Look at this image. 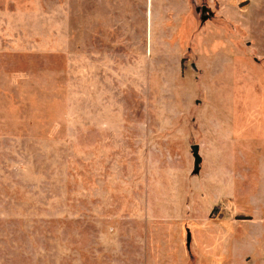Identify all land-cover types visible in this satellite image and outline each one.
<instances>
[{
    "label": "rangeland",
    "instance_id": "rangeland-1",
    "mask_svg": "<svg viewBox=\"0 0 264 264\" xmlns=\"http://www.w3.org/2000/svg\"><path fill=\"white\" fill-rule=\"evenodd\" d=\"M157 2L0 0V264L262 263L264 0Z\"/></svg>",
    "mask_w": 264,
    "mask_h": 264
},
{
    "label": "crops",
    "instance_id": "crops-1",
    "mask_svg": "<svg viewBox=\"0 0 264 264\" xmlns=\"http://www.w3.org/2000/svg\"><path fill=\"white\" fill-rule=\"evenodd\" d=\"M154 1L155 0H151V4L153 6H154ZM207 3L208 0H158L157 2V4L166 7V10L163 12L167 13L166 14L167 18L169 17L170 13L172 14L175 13L177 16L180 15L181 20L183 16L189 15L192 11H199L203 9V12H205L206 9L208 8ZM148 11H150V0H147V12ZM261 145H263V143H261ZM263 148H260L259 155L257 156V165H258L260 178L255 182L256 200L259 204H264V149ZM199 151H200V147H199ZM221 183H227V181H221ZM258 213H259V217H255V216L253 217L258 221H264V208L263 207L259 208ZM245 218L251 219L250 216H247ZM262 244L263 243H260V246H257L259 248L257 249L258 251L264 250V245ZM261 264H264V259L262 260Z\"/></svg>",
    "mask_w": 264,
    "mask_h": 264
},
{
    "label": "water",
    "instance_id": "water-1",
    "mask_svg": "<svg viewBox=\"0 0 264 264\" xmlns=\"http://www.w3.org/2000/svg\"><path fill=\"white\" fill-rule=\"evenodd\" d=\"M192 151H193V155H194V158H195V171H198L200 163L202 162V159H201L200 154H199V146L198 145H194L192 147ZM188 241L190 242V238H189Z\"/></svg>",
    "mask_w": 264,
    "mask_h": 264
},
{
    "label": "trees",
    "instance_id": "trees-1",
    "mask_svg": "<svg viewBox=\"0 0 264 264\" xmlns=\"http://www.w3.org/2000/svg\"><path fill=\"white\" fill-rule=\"evenodd\" d=\"M237 219H248V218H245V217H238Z\"/></svg>",
    "mask_w": 264,
    "mask_h": 264
}]
</instances>
